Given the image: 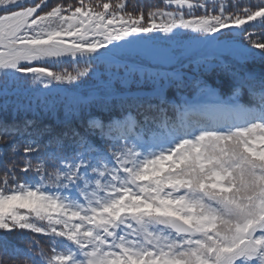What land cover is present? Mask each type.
<instances>
[{"label":"snow or ice","instance_id":"1","mask_svg":"<svg viewBox=\"0 0 264 264\" xmlns=\"http://www.w3.org/2000/svg\"><path fill=\"white\" fill-rule=\"evenodd\" d=\"M163 3L0 0V264H264V0ZM159 33L215 42L228 56L204 72L226 79L157 72L147 92L109 79L47 99ZM22 91L44 98L10 106Z\"/></svg>","mask_w":264,"mask_h":264},{"label":"rangeland","instance_id":"2","mask_svg":"<svg viewBox=\"0 0 264 264\" xmlns=\"http://www.w3.org/2000/svg\"><path fill=\"white\" fill-rule=\"evenodd\" d=\"M182 32L186 33V30H182ZM227 43L230 46H236L238 44L237 41H229ZM245 43L247 42L245 41ZM255 51L258 52L259 50ZM122 55L124 56L122 60H117L101 67L97 75L80 88L74 89L71 85H57L56 90L52 94L56 92L59 93L60 91L63 95L62 100L66 97L67 101L73 100L75 97H80L82 99L98 85L109 79L112 80L114 87L117 82L121 83L123 80L128 79L130 84L134 87V90L126 91L147 92L151 88V82H145V77L154 75L157 72L163 74L180 71L190 78L202 75L206 80L205 75L207 73L204 72L203 68L205 60L215 62L216 57L221 55L227 57L228 53L222 51L215 42L198 38L197 34L194 33L182 34L175 38H172L171 34L159 33L155 40L145 41L140 47L134 50H128L122 53ZM125 65H127V67H125ZM66 67L69 70L72 68L71 65H66ZM216 69H218V67L212 69V71ZM32 87L35 88L36 86L33 85ZM40 87L42 88V86ZM28 92L29 91H22L19 93V96L25 95ZM37 94H39V92H37ZM195 94L194 91H189L187 95L191 97ZM170 95L173 96H169L171 101L174 103L180 102L174 91ZM244 96H247L252 103H255L248 95L247 90H245L240 97L242 103H245L243 101ZM34 98L37 102H40L37 97ZM40 98L43 99L44 97L42 96ZM168 114L171 117L175 116V112L171 108Z\"/></svg>","mask_w":264,"mask_h":264},{"label":"trees","instance_id":"3","mask_svg":"<svg viewBox=\"0 0 264 264\" xmlns=\"http://www.w3.org/2000/svg\"><path fill=\"white\" fill-rule=\"evenodd\" d=\"M52 3H56L58 2V0H51ZM62 2L64 3H72V4H76L77 3V0H62ZM104 2H108V0H104ZM126 2L128 3L129 7H128V11H135L134 8H133V5H136V6H140L142 5L144 7V10L147 11L148 7H161L163 8L165 5L163 3V0H126ZM260 2V0H241V3H248V4H251V5H256ZM255 31L259 32L260 30L259 29H256ZM254 67H256L257 69L260 67L259 65V62H257ZM217 77H219L220 79H226V76L223 72L222 69L218 68L216 70H213L209 73H207L205 75V78L206 80L210 83V84H213V86L216 85V82H217ZM128 81V79H126ZM124 81V80H123ZM115 88L117 89H123V90H134V87L132 86V84H130V82L128 81V84L127 86L125 87L122 83L120 82H117L116 85H115ZM30 92V93H29ZM28 93H26L25 95H21L19 96L20 94H10L9 97H8V104L10 106L12 105H15V104H22V105H28L30 102L33 106H35L37 103L36 99L34 97H42L41 93L37 94V92H31L29 91ZM173 92V90H169V96L170 97H173L171 96L170 94ZM221 93L225 96L228 95V90L226 88H222L221 89ZM33 96V97H32ZM62 93L59 91L54 93V94H51L50 97L47 96V99L49 101H56L58 104H63V103H68V102H71L72 100L70 101H67V98L64 97V99L62 100ZM245 99H248L247 96ZM248 103H251V100H247ZM0 103H3V98L0 97ZM97 115H99L100 113H96ZM28 115V118H33L32 116V113L31 112H28L27 113ZM59 115L62 117L63 116V111L61 110ZM113 115L115 117H118L121 115V112H120V109L117 107L114 112H113ZM24 117V113L22 112L18 117H17V120H22ZM8 120L11 122L12 121V116H11V107L9 108V114H8ZM45 121L46 122H54L51 120V117L50 116H46L44 117ZM11 239L19 244L21 247H24V243L16 236H13L11 237ZM42 243L45 244V247H47V242L44 241L42 239Z\"/></svg>","mask_w":264,"mask_h":264}]
</instances>
